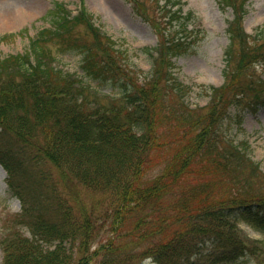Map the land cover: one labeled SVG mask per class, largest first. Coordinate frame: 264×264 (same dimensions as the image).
<instances>
[{
  "label": "trees",
  "instance_id": "obj_1",
  "mask_svg": "<svg viewBox=\"0 0 264 264\" xmlns=\"http://www.w3.org/2000/svg\"><path fill=\"white\" fill-rule=\"evenodd\" d=\"M223 2L234 12L226 50L234 62L225 74L230 90L242 69L264 58V41L249 42L241 28L246 0ZM167 4L176 9L159 8L157 45L142 50L152 59L142 85L132 80L125 52L104 43L88 18L68 24L62 8L54 10L60 29L84 26L91 32L94 47L72 41L71 34L57 42L82 56L80 68L91 81L117 91L110 107L52 66L41 44L32 43L29 55L0 60V165L31 235L4 242V264H136L147 257L156 264H264L263 252L248 248L227 222L242 220L264 232V175L234 149L225 147L222 155L213 125L218 116L206 113L210 107L194 115L165 113L168 80L174 84L169 92L186 94L173 79L171 57L204 38L200 30L186 29L194 16L181 14L179 0ZM238 85L255 93L264 88L263 81ZM212 94L215 110L230 102L224 89ZM168 147L174 150L166 155ZM160 150L164 166L148 180ZM101 216L110 223L104 241ZM176 223L180 230L173 229Z\"/></svg>",
  "mask_w": 264,
  "mask_h": 264
},
{
  "label": "rangeland",
  "instance_id": "obj_2",
  "mask_svg": "<svg viewBox=\"0 0 264 264\" xmlns=\"http://www.w3.org/2000/svg\"><path fill=\"white\" fill-rule=\"evenodd\" d=\"M77 0H0V55H7L22 52L28 47L32 36L42 27L51 26L50 18L44 19L55 2L63 3L74 8ZM187 3V9L193 10L200 18L203 27L208 35L195 43L192 48H188L172 59L174 70L179 73L177 82L187 84H196L188 93V104L191 107L196 104L210 103V108L214 110L213 105L217 98L210 97V91L204 90L206 86H220L224 81L225 51L230 45V37L227 34L228 22L234 17L232 8L221 3V0H183ZM87 9H91L98 16V23L116 40L121 41L126 47V53L129 64L136 62L141 68H146V59L142 53L134 52L135 48L145 45H155L156 39L151 28L135 17L127 0H84ZM245 10L242 25L248 34H253L255 28L264 30V0H246L242 5ZM150 8V7H149ZM150 10H152L150 8ZM154 13V12H153ZM76 40L79 44L92 41L90 34H86L85 28L77 27ZM128 48V49H127ZM58 56V65L71 73L82 74L80 64L82 56L75 50L69 48L59 49L56 52ZM237 78L246 81L258 80L264 81V61L257 64H251L246 70H241V75ZM231 82V80H229ZM92 86L109 92L112 96L117 93L109 88H99L100 86L93 82ZM258 93H264L258 90ZM236 98H240V92H234ZM252 99L251 95L243 94L240 105H228L223 112L219 114V119L215 120L213 125L219 126L223 144L225 140H230L233 144L245 142L248 145V156L258 166L260 172L264 175V105L256 106L253 110V104L246 105L245 101ZM260 100V97H259ZM177 100L169 98L168 106H176ZM179 104V103H178ZM180 105V104H179ZM245 106V108H244ZM251 106V107H250ZM165 113L166 108L164 109ZM174 128H180L174 123L167 124ZM167 129V128H166ZM170 130H176L169 128ZM167 129V130H169ZM180 131V129H177ZM227 145V144H225ZM174 148L168 147L165 154L172 153ZM226 156V152H223ZM162 151L159 152V162L162 161ZM158 173L154 170L151 177ZM7 173L0 166V244L3 240L10 237L11 233L25 234L24 228L18 226L19 219L17 215L22 212V205L18 198L14 197L6 184ZM257 188V183L253 189ZM184 215V214H179ZM108 216L99 217L103 223L99 239L104 241L109 232ZM234 224L233 221L227 220ZM182 227L179 223L173 226L175 231ZM238 228L244 236L242 241L249 247L255 242L264 244V232L252 229L244 221H239ZM126 230L121 232L122 240L126 238ZM96 242V239H95ZM96 243L92 244L94 249ZM74 250L76 247L74 245ZM3 260V253L0 245V264ZM138 264H154L150 259H144Z\"/></svg>",
  "mask_w": 264,
  "mask_h": 264
}]
</instances>
